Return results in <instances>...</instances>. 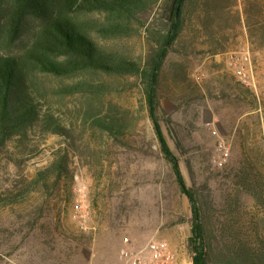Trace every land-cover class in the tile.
Returning <instances> with one entry per match:
<instances>
[{
    "label": "rangeland",
    "instance_id": "1",
    "mask_svg": "<svg viewBox=\"0 0 264 264\" xmlns=\"http://www.w3.org/2000/svg\"><path fill=\"white\" fill-rule=\"evenodd\" d=\"M127 42L135 52L143 50L141 39ZM244 50L251 56L250 85L243 84L225 63L226 54ZM217 54L220 59H216ZM190 65L194 86L205 92L213 87V91L188 104L163 98L158 116L186 185L197 191L205 205L213 246L228 252L237 243L253 244L256 231H264V200L258 201L241 189L234 175L248 151L263 157L264 52L253 51L244 35L228 51L195 54ZM198 72H203L199 79ZM217 75L230 83L228 92L235 84L248 87L256 95L258 107L233 91L224 95ZM123 79L136 82L135 77ZM57 84V79H48L50 87ZM142 98L137 82L130 90L107 96L140 115L136 133L127 143L106 140L100 144L75 125L69 138L33 135L24 146L12 141L0 151V264H115L126 235L136 247L152 238L164 239L175 255L174 264H194L189 241L191 204L160 148ZM49 99L67 126L75 122L78 96L60 100L50 93ZM212 128L230 145L223 168L212 160L217 140ZM59 148L69 151L72 172L60 192L48 198L34 191L18 203L4 204L3 196L26 187ZM81 198L89 212L87 230L73 217Z\"/></svg>",
    "mask_w": 264,
    "mask_h": 264
},
{
    "label": "trees",
    "instance_id": "2",
    "mask_svg": "<svg viewBox=\"0 0 264 264\" xmlns=\"http://www.w3.org/2000/svg\"><path fill=\"white\" fill-rule=\"evenodd\" d=\"M244 35L253 51L264 52V0H0V151L12 141L24 146L33 135L69 138L75 125L100 144L127 143L140 115L107 96L137 82L160 148L191 204L193 263L264 264V231H256L253 244L237 243L228 252L215 249L205 205L186 185L158 116L163 98L188 104L213 91L192 83L191 57L228 51ZM132 38L143 41V50H133L127 42ZM50 78L58 84L50 87ZM217 78L224 95L233 91L258 107L248 87L235 84L228 92V80ZM50 93L60 100L80 98L70 126L53 109ZM68 154L66 148L55 150L27 186L3 196V203H18L34 191L56 196L72 177ZM244 155L236 181L262 201L264 150L263 157L251 151Z\"/></svg>",
    "mask_w": 264,
    "mask_h": 264
},
{
    "label": "built area",
    "instance_id": "3",
    "mask_svg": "<svg viewBox=\"0 0 264 264\" xmlns=\"http://www.w3.org/2000/svg\"><path fill=\"white\" fill-rule=\"evenodd\" d=\"M225 63L243 84L250 85L252 83L251 56L249 50L243 52H233L226 54ZM220 54L215 55L216 59H220ZM203 72L197 73V78H201ZM212 134L217 137L215 143V154L213 163L223 168L227 165L230 155V145L227 140L216 128H212ZM82 191L81 188H79ZM84 196V193H81ZM83 199L79 200L73 209V217L77 219L79 227L82 230L88 229V211L82 205ZM175 255L171 250L168 242L164 239L152 238L145 242L143 246L136 247L129 236H124L118 252V259L115 264H174Z\"/></svg>",
    "mask_w": 264,
    "mask_h": 264
}]
</instances>
